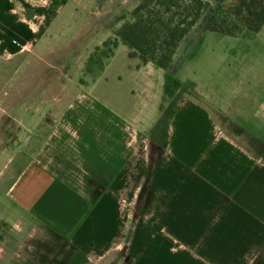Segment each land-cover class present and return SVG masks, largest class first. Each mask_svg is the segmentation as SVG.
<instances>
[{"label": "crops", "instance_id": "1", "mask_svg": "<svg viewBox=\"0 0 264 264\" xmlns=\"http://www.w3.org/2000/svg\"><path fill=\"white\" fill-rule=\"evenodd\" d=\"M137 3L0 0V264H264V42L88 77Z\"/></svg>", "mask_w": 264, "mask_h": 264}, {"label": "trees", "instance_id": "2", "mask_svg": "<svg viewBox=\"0 0 264 264\" xmlns=\"http://www.w3.org/2000/svg\"><path fill=\"white\" fill-rule=\"evenodd\" d=\"M138 0L114 36L96 47L85 74L98 77L120 43L130 56L153 63L175 75L182 59H176L181 44L194 32H218L238 36L259 32L264 26V0Z\"/></svg>", "mask_w": 264, "mask_h": 264}, {"label": "rangeland", "instance_id": "3", "mask_svg": "<svg viewBox=\"0 0 264 264\" xmlns=\"http://www.w3.org/2000/svg\"><path fill=\"white\" fill-rule=\"evenodd\" d=\"M234 0H227L224 5H230ZM133 9V5H120L116 7L114 15L105 16L104 22L110 25L113 29H118L119 24L122 23L121 18L125 17L129 19V13ZM123 20V19H122ZM264 42V36H260L257 33L244 31L239 36H229L218 32H205L202 34L192 33L187 40H185L177 53L176 59H182V71L180 76H186L189 74V66L198 62H206V60H220L225 55L229 59H233L236 55L234 52H238L242 47L252 46L253 44ZM122 47L118 52V61L126 62L129 60L128 48L121 43ZM192 54V56H191ZM193 54L197 55L193 58ZM193 58V59H190ZM194 63V64H189ZM86 69V68H85ZM86 71V70H85ZM91 74L88 75L90 77ZM5 159V158H4Z\"/></svg>", "mask_w": 264, "mask_h": 264}]
</instances>
